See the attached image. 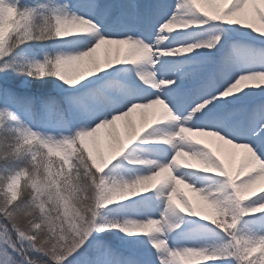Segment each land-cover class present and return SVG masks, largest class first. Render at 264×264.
I'll list each match as a JSON object with an SVG mask.
<instances>
[{
	"label": "snow or ice",
	"instance_id": "snow-or-ice-1",
	"mask_svg": "<svg viewBox=\"0 0 264 264\" xmlns=\"http://www.w3.org/2000/svg\"><path fill=\"white\" fill-rule=\"evenodd\" d=\"M251 41L264 0H0V264H264Z\"/></svg>",
	"mask_w": 264,
	"mask_h": 264
},
{
	"label": "rangeland",
	"instance_id": "rangeland-1",
	"mask_svg": "<svg viewBox=\"0 0 264 264\" xmlns=\"http://www.w3.org/2000/svg\"><path fill=\"white\" fill-rule=\"evenodd\" d=\"M72 2L74 3L75 0H72ZM204 38H209L212 34L211 33H203L202 34ZM250 43L252 44H255L257 47H264V42H259V41H251ZM101 55H103V53H100ZM241 55H244V56H248L250 55V53L247 51V50H241ZM251 131L252 129L249 128L248 129V134L250 135L251 134ZM140 148L143 147V149H146V145H140L139 146ZM137 146H133V148L135 149V152H134V155L136 156H139L141 158H155L153 157L154 155L150 154L148 151L146 152L147 154L144 155L143 153H141L142 151L138 152V148ZM132 150L130 149V152ZM126 156L128 155L127 153L125 154ZM143 155V156H142ZM144 156H147V157H144ZM113 169H115V176L116 178H119L121 176H123L124 178H129L133 175V173L135 172L136 168H134L132 165H129L127 163V160L123 157L118 159L115 164L109 169L107 170V172L105 173L106 175L109 173V172H112ZM139 171H141L142 169H137ZM189 179V182L195 184L197 187H209L213 184V180L209 178L208 175H205V174H202V173H199V172H196V173H191L190 176L188 177ZM153 195V194H151ZM177 203H179V197H177ZM156 215L158 216L159 213L157 212ZM185 224L182 225V227H184L185 229H187L189 232H195L196 230L200 231V228L198 227L200 224H202L203 222L199 221V220H195V218H187L185 217ZM192 220H195V222H189V221H192ZM170 222H175V218H172L170 220ZM173 235H176V233H173ZM211 242V241H210ZM143 258L147 261V260H151L152 258L149 257L146 253H144V256Z\"/></svg>",
	"mask_w": 264,
	"mask_h": 264
},
{
	"label": "clouds",
	"instance_id": "clouds-1",
	"mask_svg": "<svg viewBox=\"0 0 264 264\" xmlns=\"http://www.w3.org/2000/svg\"><path fill=\"white\" fill-rule=\"evenodd\" d=\"M195 135V134H193ZM181 156H185L186 157V161H185V166L186 167H195L198 165V161L195 160V158L193 157H187V154H181ZM186 187H190V185H185ZM250 187L248 188H243L238 192V196L240 198H244L245 196H248L249 192H250Z\"/></svg>",
	"mask_w": 264,
	"mask_h": 264
},
{
	"label": "bare ground",
	"instance_id": "bare-ground-1",
	"mask_svg": "<svg viewBox=\"0 0 264 264\" xmlns=\"http://www.w3.org/2000/svg\"><path fill=\"white\" fill-rule=\"evenodd\" d=\"M101 53H103V50H101ZM152 111H157V110H149V112H152ZM134 118L137 120L138 123L140 122V119H141V118H140L139 113L134 114ZM119 123H120L121 128L123 129V124H124V122H119ZM192 173H196V172L193 171ZM181 188H182V191H183L185 194H187L189 197H192V198L195 199L194 194L191 193V191H190L189 189L184 188V186H181ZM150 195H151V194H150ZM177 202H178V201H177Z\"/></svg>",
	"mask_w": 264,
	"mask_h": 264
},
{
	"label": "flooded vegetation",
	"instance_id": "flooded-vegetation-1",
	"mask_svg": "<svg viewBox=\"0 0 264 264\" xmlns=\"http://www.w3.org/2000/svg\"><path fill=\"white\" fill-rule=\"evenodd\" d=\"M150 147H151V146H147V145H146V149H143V147H141V148L139 147V148H138V152L142 151L141 153H143L144 155H146V154H147L146 152L148 151V152L152 155L153 153L150 151ZM153 155H154V154H153ZM142 156H143V155H142ZM144 157H147V156H144ZM149 157H150V156H149ZM149 157H147V158H149ZM153 157H155V156H153ZM123 159H124V158H123ZM136 171H139V170H137V168H136L135 172H136ZM141 171H146V169H142ZM135 172H134V173H135ZM134 173H133V175H134ZM195 232H199V231L196 230Z\"/></svg>",
	"mask_w": 264,
	"mask_h": 264
},
{
	"label": "trees",
	"instance_id": "trees-1",
	"mask_svg": "<svg viewBox=\"0 0 264 264\" xmlns=\"http://www.w3.org/2000/svg\"><path fill=\"white\" fill-rule=\"evenodd\" d=\"M34 87L38 89L40 86L37 84ZM48 87L51 88V85H49Z\"/></svg>",
	"mask_w": 264,
	"mask_h": 264
}]
</instances>
